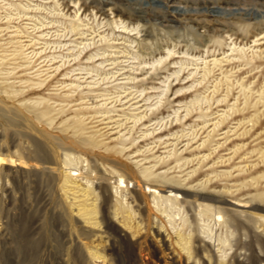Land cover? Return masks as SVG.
Returning a JSON list of instances; mask_svg holds the SVG:
<instances>
[{"label": "rangeland", "instance_id": "rangeland-1", "mask_svg": "<svg viewBox=\"0 0 264 264\" xmlns=\"http://www.w3.org/2000/svg\"><path fill=\"white\" fill-rule=\"evenodd\" d=\"M263 209L264 0H0V264H264Z\"/></svg>", "mask_w": 264, "mask_h": 264}, {"label": "bare ground", "instance_id": "bare-ground-1", "mask_svg": "<svg viewBox=\"0 0 264 264\" xmlns=\"http://www.w3.org/2000/svg\"><path fill=\"white\" fill-rule=\"evenodd\" d=\"M10 6V5H9ZM72 27V26H71ZM76 32V31H75ZM139 37V36H138ZM145 39H147V37L145 38ZM148 51V50H147ZM172 52V51H171ZM140 54V53H139ZM157 64V63H156ZM9 120V119H8ZM252 128H254V126L252 127ZM46 164V163H45ZM64 164H66V163H64ZM43 166V165H42ZM47 166V165H46ZM52 166V165H51ZM66 166H67V164H66ZM49 169H51V168H49ZM42 170V169H41ZM53 170H55V169H52V171ZM45 174V173H44ZM83 176V175H82ZM84 177H87V178H89L88 176H84ZM156 178H159V179H162V181H164L163 183H165V184H169V190H165L166 192H165V195L164 196H161V198H163L164 197V199H169V198H178V197H176V195H180V192H181V189L180 188H178L177 186H174V185H172V184H176V181H174V180H172V179H169V178H167L165 175H156ZM106 179V178H105ZM111 179H113V181H114V184H115V186H113L115 189H121V186H124L126 183H125V180L124 179H122L121 178V176H118V177H115V178H109V179H106V181H109V180H111ZM105 181V182H106ZM112 181V180H111ZM111 181H109V182H111ZM145 185V184H144ZM139 187V186H138ZM145 188H147L148 190H152L153 191V193L154 194H157V192L158 193H160L161 194V192H162V190H160L158 187H156L155 185H148V184H146L145 185ZM195 194V193H194ZM200 196V195H199ZM182 197V196H181ZM197 198H199L198 197V195H197ZM206 199V198H205ZM205 199H203L202 198V200H205ZM45 200V199H44ZM208 202H209V200H208ZM214 202H216V204L217 203H221V202H218V201H214ZM223 203V202H222ZM209 204V203H208ZM214 204V203H213ZM213 204H211L210 206H207V207H209V210H211V207L213 208L214 207V209H213V213L214 214H220V212H219V209L217 208L218 207V205H217V207L216 206H212ZM245 204H248V203H245ZM233 208H235V209H237L236 207H238V208H240V207H242L241 205H235V207H234V205H231ZM245 207V206H244ZM219 208H221V207H219ZM234 209V210H235ZM264 210V209H263ZM263 212V211H262ZM79 215V214H78ZM82 216V215H81ZM91 220V219H90ZM87 221V220H86ZM96 226V225H95ZM85 228V227H84ZM62 232V231H61ZM88 232H90V231H88ZM27 237V236H26ZM72 237V236H71ZM84 238V237H83ZM65 242V241H64ZM78 244V243H77ZM75 247V246H74ZM22 248V247H21ZM76 248V247H75ZM30 249V248H29ZM46 251V250H45ZM44 251V252H45ZM46 253V252H45ZM48 253H49V251H48ZM47 253V254H48ZM4 254V253H3ZM17 254V253H16ZM40 255V254H39ZM25 257H26V254H25V256H23V262H22V264H28L27 262H25L26 261V259H25ZM30 257V256H29ZM50 257V256H49ZM70 258H72V257H70ZM17 259V258H16ZM40 259H42V258H40ZM58 259V258H57ZM37 260V259H36ZM30 261V260H29ZM38 261V260H37ZM43 261V260H42ZM18 262V261H17ZM41 262V261H40ZM64 262V261H63ZM68 262V261H67ZM44 263V262H43ZM48 263V262H47ZM70 263V262H69ZM35 264H36V261H35ZM60 264V263H59Z\"/></svg>", "mask_w": 264, "mask_h": 264}]
</instances>
